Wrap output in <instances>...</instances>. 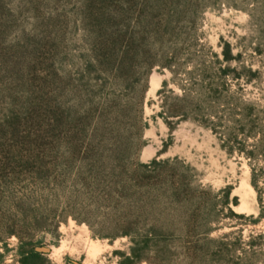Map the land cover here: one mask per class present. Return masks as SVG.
Wrapping results in <instances>:
<instances>
[{
    "label": "rangeland",
    "instance_id": "374dc122",
    "mask_svg": "<svg viewBox=\"0 0 264 264\" xmlns=\"http://www.w3.org/2000/svg\"><path fill=\"white\" fill-rule=\"evenodd\" d=\"M170 60L181 88L159 67ZM145 80L142 114L120 112ZM210 87L264 104V0H0V264H21L19 241L40 242L42 264H130L135 248L137 264H264L245 159L192 123L151 120L159 90L197 98ZM153 159H176L165 182L189 166L210 187L189 238L115 236L105 172Z\"/></svg>",
    "mask_w": 264,
    "mask_h": 264
},
{
    "label": "trees",
    "instance_id": "16d2710c",
    "mask_svg": "<svg viewBox=\"0 0 264 264\" xmlns=\"http://www.w3.org/2000/svg\"><path fill=\"white\" fill-rule=\"evenodd\" d=\"M229 58V55L223 52L222 61L227 63ZM159 67L168 69L172 75L171 80L181 88L174 80L176 72L173 61L161 63ZM151 68H148L146 76ZM245 70L249 78H257L260 73L257 69ZM224 73L222 72V75ZM165 86L166 83H163L162 88ZM193 86L202 88L201 84ZM146 88L145 80L142 81L137 95L132 97L130 93L128 100L119 101L117 105L119 111L135 109L141 115ZM210 88L209 94L197 98H188L182 93L169 99L163 97L162 91L159 90L157 92L159 111L151 116V120L159 118L167 126L174 120L192 123L214 135L220 149L228 156L233 154L242 156L249 168L250 185L257 193L259 221L264 217V104L243 102L238 99L229 103L217 89ZM169 92L174 94L173 91ZM215 104L221 105L222 110L217 111ZM147 126V123L143 124L144 128ZM117 143V157H125L120 140ZM165 148L163 143L161 151H165ZM175 161L176 159L172 160L173 163ZM172 162L169 160L157 162L153 159L147 164H138L133 169L121 166L117 170L105 172L113 178V186L106 195L107 201L112 200L114 203L113 220L117 232L115 236L144 239L141 243L145 245L151 239L189 238L196 231V219L202 213L206 215L205 212L208 211L203 198L209 195L210 187L198 183L195 174L192 173L193 169L189 166L183 167V172L179 176L180 181L176 183L163 181L159 174L160 169ZM25 246L28 249L23 250ZM40 246V242L19 241L18 253L21 264H42L45 261L43 253L36 250ZM257 246L261 245L248 243L249 249ZM138 251V248L130 249L131 256L127 259L130 260V264H137L142 260L137 255ZM168 262L172 264L170 259ZM180 264H198V259L187 257Z\"/></svg>",
    "mask_w": 264,
    "mask_h": 264
},
{
    "label": "bare ground",
    "instance_id": "6f19581e",
    "mask_svg": "<svg viewBox=\"0 0 264 264\" xmlns=\"http://www.w3.org/2000/svg\"><path fill=\"white\" fill-rule=\"evenodd\" d=\"M151 88L154 89L156 88V86L158 85V82L156 81V79L154 77L151 78Z\"/></svg>",
    "mask_w": 264,
    "mask_h": 264
}]
</instances>
